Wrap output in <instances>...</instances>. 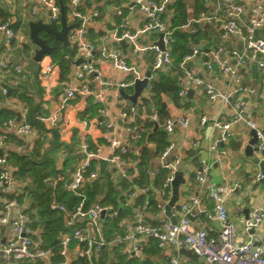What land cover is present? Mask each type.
Listing matches in <instances>:
<instances>
[{
  "label": "built area",
  "instance_id": "1",
  "mask_svg": "<svg viewBox=\"0 0 264 264\" xmlns=\"http://www.w3.org/2000/svg\"><path fill=\"white\" fill-rule=\"evenodd\" d=\"M215 1L216 10L213 14L201 12L197 18L188 19L185 24L181 25V28L190 27L193 21L217 22L223 37L234 35L242 40L243 47L229 52L230 57L234 58V63H231L222 45L216 46L212 50L202 49L199 45H192L190 51L183 55L178 63L176 74L179 96H184L193 85H202L203 92L209 101H218L221 108L230 106L233 110V116L228 120L219 118L209 120L206 115L199 117L201 124L210 122L209 125L217 131L218 135L216 142L209 146L212 161L200 157L198 165L193 171V178L200 184L207 181L212 163L221 166L225 161L228 152L227 145L233 136L232 128L242 118L246 108V103L243 100L231 101V92L247 90L241 84L239 69L251 59L257 68L264 72V34L260 36L256 34L264 25V0H257L256 4L249 9L247 21L243 18L245 8L240 3L234 0ZM109 2L114 4V0H109ZM173 2L174 0H132L131 3H127L126 10L125 5H115L113 10L118 22L114 29L107 30L105 34H111L114 41L129 45L134 55L151 52L154 57L151 70L169 67L173 62L171 46L174 37L173 29L170 27L166 15L173 16L174 11L168 8V5ZM27 3L28 0L23 4L27 5ZM39 6L46 7L50 13L49 18L59 22L58 0H35L30 13L36 14ZM133 9L140 12L145 18V23L136 31H131L129 28V12ZM99 16L100 11L98 9L87 12L85 0H67L66 2V23L77 24L68 30L67 38L69 44L75 48L77 58L74 60L81 58L82 61L75 65L74 77L77 83L61 82L58 102L53 111L49 114L35 115V119L43 123L46 129L58 128L60 132L64 111L78 97L93 98L98 106V113L101 115L105 113L110 83L103 77L102 71L98 67L99 63L109 61L112 68L132 73L133 78L131 80L119 81L115 84L114 91L119 96L122 95L121 89L126 92L128 88L133 87L136 79L144 77L135 70V67L130 66L118 52L107 48L103 35L98 38L89 35L87 29L89 22ZM152 31L162 35L163 48H160L157 42L147 45L139 41L140 35ZM0 34L4 37L6 47H10L17 33L9 19H0ZM207 55L216 61L219 71L228 76L229 80L234 83L235 88L229 93H218L211 84L204 83L203 79L187 66V62L193 58ZM203 63L207 69H212L213 65L210 61L207 60ZM55 67L54 62L43 64L40 68L41 77L43 79L49 77ZM6 68V63L0 61V78ZM15 70L17 73L21 72L19 66H15ZM90 75H94L97 79L99 85L97 92L90 86ZM151 82L149 76L143 89L150 91ZM1 84L2 80L0 79V90L7 94V87ZM249 90L253 91L252 89ZM27 113L28 109L24 107L18 121L14 118H8L3 124L14 126L15 132L25 137L27 144H31L39 136V133L27 120ZM125 115L126 113L122 114L123 117ZM78 118L77 125H81L86 130L89 127L99 128L103 124L102 118L100 120L98 118L87 120L80 116ZM153 119L156 120L157 116L153 115ZM246 122L247 126L254 129L256 133L257 158L264 161V130L249 120ZM176 124L186 129L189 119L178 116L167 118L164 122L165 131L172 133ZM105 126L107 129L102 131L98 142L93 143L84 140L79 143L77 151L80 154V160L67 177L55 172L43 178L44 183L52 188L63 183L67 191L79 198L72 208H68L66 204L57 201L54 197L49 203L51 209L58 210L63 214L64 224L68 228L60 233L56 244V251L61 257L57 264H70L71 260L77 259L78 256L81 258L82 264H95L96 257L105 248L118 244L122 245V252L128 258L140 260L143 247L149 239H154L157 247L162 250L171 247L191 249L206 264H264V234L258 233L264 224V207L253 208L242 220V229L248 235L246 240H242L228 214L227 196L232 193L233 187L215 185L212 188L213 215H208V217H213L218 222L219 228L215 235H210L203 226L195 227L193 225V219L201 212L198 208L199 197L193 194L170 208L171 215L176 217L175 222L171 221L168 216L156 223L146 221L145 213L149 206L147 187L133 183V177L127 170L128 163L137 165L140 155H136L130 161L127 156L129 149L114 133L112 124L107 123ZM4 137L0 135V190L11 194L16 193L24 183L18 181L9 169L7 153L4 149ZM185 137L189 139L188 143L191 147L199 146V140L192 138L189 132H186ZM103 146L108 149V153L103 152ZM170 149L171 145L168 144L160 153V158L163 159ZM19 151L21 153L26 152L27 146L20 147ZM67 153V149L63 150L62 157L64 158ZM93 159L97 161L94 168L91 164ZM99 162L106 163L109 169L114 170V178H125L132 182L131 187L125 191L126 199L134 200L139 195L143 197L141 203L133 204V220L123 224L124 233L122 235L117 234L111 239L103 231L101 215L102 213L105 215L104 217L114 215L117 209L110 204H101L98 201L93 202L88 207L85 205L84 187L87 182L99 178ZM178 163L179 159L175 158L169 162L163 161L160 166V169L167 170L162 181L161 193L168 197L171 196V182L177 171ZM145 172L154 177L158 174L159 168L154 171L147 168ZM67 179H70L68 184H66ZM262 180H264V170H260L255 175L256 182ZM158 206L160 207V205ZM161 210L164 212L163 205ZM32 222L33 220L16 198L3 200L0 209V226H7V234L4 242L0 244V256L5 261L11 264H30L37 261H41L43 264H51L54 247L43 248L39 245L38 241L33 238ZM168 264H179V259L176 256H169Z\"/></svg>",
  "mask_w": 264,
  "mask_h": 264
},
{
  "label": "crops",
  "instance_id": "2",
  "mask_svg": "<svg viewBox=\"0 0 264 264\" xmlns=\"http://www.w3.org/2000/svg\"><path fill=\"white\" fill-rule=\"evenodd\" d=\"M25 1L27 0H0V19H9L17 33L10 47H6L4 37L0 34V61H4L7 65L6 70L0 78L2 80L1 85L7 87L8 91H16V95L11 96L8 92L4 94L0 90V110L3 109L10 112L9 115L0 120V135L5 136L4 149L7 154L11 151L20 152V147L27 146L28 149L32 146V143L27 144L25 137L15 132L14 126L3 124L8 118H14L16 121L20 119L22 109L27 107L26 103L20 98V95L24 94L33 98L41 108L40 114H49L53 111L58 102V92L61 87V82L65 81L70 84L77 83L74 77L76 68L73 63L74 58H77L76 52L72 58L73 60L71 61L69 72L63 80L59 78V67L55 62L56 67L53 73L46 79L41 77V66L53 62V60L50 55H48L45 57L43 56L39 62L35 61L34 50L36 45L31 43L28 23L30 21H36L37 19H42L47 22L49 19V11L46 7L39 6L36 14L32 15L30 9L32 5H34L35 0H28L27 5L23 4ZM131 1L132 0H114V4H112L109 0H86V5L88 4L87 12H91L94 9L100 11V16L89 22L87 29L89 35L93 38H98L103 35L104 43L107 48L118 52L130 66L135 67V70L141 76H144L145 72L150 67L152 69L154 60L153 54L151 52H145L140 55H134L129 45L114 41L111 34H105L107 30L114 29L118 22V18L113 10L115 5H125L126 10L127 3H131ZM234 1L240 3L245 8L243 18L247 21L248 11L256 4L257 0ZM206 7L207 10L203 13L213 14L216 10V1L206 0ZM187 13L189 19L194 18L192 16L193 0H188ZM166 19L169 22L171 19L170 15L167 14ZM144 23L145 18L136 9L129 12V28L131 31H136ZM198 23V27L181 29L192 32L197 29L202 30L200 34H205L206 38L202 36L198 43L194 45H199L202 49L206 50H212L214 47L222 45L225 54L230 58V62L234 63V58L230 57L229 52L231 50L241 49L243 47L242 40L234 35L223 37L217 22L209 23L207 21H200ZM26 32L28 36H26ZM256 34L259 36L264 34V25ZM158 40L159 35L154 31L140 35L139 39L141 43L147 45L155 43ZM24 47L32 51L34 65L32 63L29 64L24 58L25 54L22 53ZM207 60L212 63V69H207L205 67L203 62ZM15 66H19L21 72L17 73ZM187 66L191 68L196 75L201 77L204 83L211 84L218 93L226 94L235 88L234 83L229 80L228 76L219 71L216 61L210 57V55L193 58L191 61L187 62ZM98 67L101 69L103 77L110 83L107 91L105 113L102 115L98 113V106L93 98L87 99L85 97H78L63 113L60 124V139L65 143H69L72 132L76 129L80 136L79 143L84 140L96 143L100 140L102 131L107 129L105 125L111 123L114 133L118 135L124 145L128 147L129 151L127 156L130 161H132L131 159L135 158L136 155H140L143 149H147L150 156L148 168L152 171L159 168L160 171V166L163 161L169 162L178 158L179 163L177 165V171L182 172L184 183L179 186V198L176 205L186 200L191 194L197 195L200 200L198 208L201 212L196 215L192 223L195 227L203 226L210 235H215L219 228L217 220L213 217H208V215H213L212 188L215 185L233 187L234 190L227 196L229 219L236 227L238 236L242 240H246L248 235L242 229V220L253 208L264 207V180L260 182L255 181L256 173L260 170H264V168L254 160L249 159L244 153V146L251 138V129L247 126L246 121L249 120L257 127L264 130V72L260 71L251 59L239 69L241 84L245 86L247 90L231 92V101L237 99L243 100L246 103V108L243 111L242 118L232 128L233 136L227 145L228 152L225 161L221 166L212 163L207 181L200 184L193 178V171L197 167L200 157L212 161V155L209 153V146L216 142L218 135L217 131L209 125L210 122L201 124L199 117L201 115H206L209 120L215 118L228 120L233 116L231 107L221 108L218 101H209L203 92L202 85H193L184 96L178 95L176 99L162 94L161 105L167 113V118L177 116L187 117L189 119V124L186 129L176 124L172 133L167 132V141L169 145H171V149L168 154L161 159L160 153L162 145L159 146L157 141L147 140V136L149 133L155 132L156 129L165 130L164 122L167 118L161 120L156 103H147L146 100H150L153 96L151 90L147 91L143 89L137 97L136 103H132L131 100L124 98L122 95H117L114 91L115 84L119 81L131 80L133 78L132 73H126L119 69L112 68L109 61L99 63ZM158 73L170 74L172 76L177 74V69H173L172 62L169 67L161 70H151V81L158 76ZM89 81L92 89L97 92L99 85L96 77L90 75ZM126 92L131 94L133 92V87L128 88ZM85 109H88V111L84 112ZM123 113H126L125 117L122 116ZM153 115L157 116L156 120L153 119ZM79 116L87 120L93 118H98L100 120L102 118L101 121L103 124L99 128L89 127L86 130L82 128L81 125H77L76 121L79 119ZM186 132H189L192 138H197L199 140V146L191 147L189 145V139L185 137ZM154 138H157V135H155ZM63 150L65 149H60L57 153L58 167L64 159L61 155ZM102 150L104 153H108V149L105 146L102 147ZM254 155L255 158H257L256 151H254ZM8 165L9 169L13 172L14 167L9 161ZM127 170L131 173L132 177L137 175L136 166L134 164L128 163ZM146 176L148 177L146 182L141 185L147 187L149 196V206L145 213V219L148 222L156 223L160 219L167 217L161 208L162 205L165 206L170 197L161 193L163 178V176L161 177V171L154 177L147 173ZM0 193L1 209L3 200L8 198L10 193L2 190H0ZM151 200H154L155 203H150ZM125 201L132 212V206L136 203V198L134 200L125 198ZM20 203L25 210L28 206V202L22 201ZM158 205H160L161 208ZM31 219L33 220V218ZM129 220H133L132 213L120 221L123 232V224ZM64 222L63 217V224ZM39 232V228H34L33 238L37 240L40 245ZM258 233L264 234V224L258 230ZM6 234L7 226H0V244L4 242ZM114 249L116 251H114ZM180 249L171 247L162 250L157 247L156 241L153 239L145 243L141 259L134 260L137 261V264H140L143 260H146L148 264H168L169 256H176L179 259V264H206L200 256L197 255V257H193L191 255H186L181 252ZM117 252L124 254L121 244L108 246L96 257L95 263L101 260L102 264H113ZM113 254H115V256H113ZM78 259L80 260L81 258L79 256L77 259L73 258L70 264H80V262H77ZM37 262L43 264L41 261ZM0 264L11 263L5 261L0 256Z\"/></svg>",
  "mask_w": 264,
  "mask_h": 264
},
{
  "label": "trees",
  "instance_id": "3",
  "mask_svg": "<svg viewBox=\"0 0 264 264\" xmlns=\"http://www.w3.org/2000/svg\"><path fill=\"white\" fill-rule=\"evenodd\" d=\"M62 2L65 6L67 0H62ZM187 3L188 0H174L173 3L168 5V8L174 11L173 16L169 20L170 27L173 29L174 37L171 46L174 70L178 68V63L183 55L190 51L191 46L197 44L202 36L206 38L205 34H200L202 32L200 29H197L194 32L181 29V25L185 24L189 19ZM86 6H88V4ZM206 10V0H193L192 16L194 18H197L200 12H206ZM40 36L46 38L48 44L54 47L50 57L59 67V78L60 80H63L69 72L71 61L75 54V48L70 47V44L63 47L60 41L55 40L51 35H48L45 32H41ZM59 47L66 50V53L61 57L57 54V49ZM151 92L153 93V96L150 100H146L147 103H156L161 120L167 118V113L161 105V95L166 94L173 99L178 97L176 74L171 76L170 74L158 73V76L151 82ZM8 93L11 96L16 95L15 90H9ZM20 98L27 105V120L38 130L39 136L32 142V146L28 148L26 152H8V161L14 167L13 175L18 181L24 183L19 187L16 193L9 194L8 198H16L19 202H28L25 211L30 215V218H33L34 220L32 222L33 228H39L40 230V246L43 248L54 247L51 264H57L61 260V257L56 251V244L60 233L66 231L68 228L63 224V214L58 210L51 209L49 203L54 197L57 201L66 204L68 208H72L79 198L67 191L64 188L63 183L52 188L44 183L43 178L52 175L55 172L61 173L65 177L69 175L71 170L80 160V154L77 151L80 136L78 135V130L74 129L70 142L65 143L60 139L58 128L46 129L43 123L35 119V115L41 113L39 104L28 95L22 94L20 95ZM87 111L88 109H85L84 112ZM9 114L10 112L8 110L1 109L0 120ZM155 135H157V138H154ZM147 140H154L159 143V146L162 145L161 152L169 144L167 141V132L162 129H156L155 132L153 131L149 133ZM63 148L67 149L68 153L58 167L57 153ZM149 159V151L143 149L138 157L136 165L137 175L133 176V183L142 185V183L146 182L148 177L146 176L145 169L148 168ZM96 163L97 161L93 159L91 162L92 168H94ZM160 171L161 177L163 176V181L166 175V170L161 169ZM113 173L114 170L109 169L106 163L99 162V178L87 182L84 187L86 207L90 206L95 201H98L101 204H110L116 209L120 204L123 205L121 216L119 218L104 217L101 220L103 231L109 239L117 234L122 235L124 233L120 221L132 213L131 208L126 205L125 201V191L131 187L132 182L125 178L116 179L113 177ZM142 201V196L136 197V203H141ZM150 203L155 202L154 200H151ZM150 240L152 241L153 239H149L148 241ZM114 251L116 250L114 249ZM113 256H115V254H113ZM114 259L113 264H137L136 260L127 258L126 255L121 254L120 252H117ZM77 262H80V264L82 263L81 259H78ZM30 264L41 263L35 262ZM95 264H102L101 260ZM140 264H148V262L143 260Z\"/></svg>",
  "mask_w": 264,
  "mask_h": 264
},
{
  "label": "water",
  "instance_id": "4",
  "mask_svg": "<svg viewBox=\"0 0 264 264\" xmlns=\"http://www.w3.org/2000/svg\"><path fill=\"white\" fill-rule=\"evenodd\" d=\"M58 3H59V11H60L59 26L58 23L52 18H49L47 22L43 21L42 19H37L36 21H30L28 23L30 39L36 45V48L34 50V59L37 62H39L43 56L50 55L54 50V47L48 44L47 39L40 36L41 32H45L46 34L51 35L55 40L60 41L63 47H66L69 44L67 38V32L71 27L77 25L76 23L75 24L66 23L65 6L62 0H58ZM198 25H199L198 22L193 21L191 22L190 27H198ZM161 37L162 35L159 34V40L157 41V45H159L160 48H163ZM81 61L82 59L78 58L74 60L73 63L77 65ZM150 71H151V67L145 72L144 77L142 79L135 80L133 84V92L131 94H128L123 89H121L120 93L122 94V96L124 98L131 100L132 103H136L137 97L140 95L143 88L147 84L148 77L150 76ZM250 135L251 138L247 141V143L244 146V153L249 159L254 160L257 164H259L261 167L264 168V161L255 158L254 155V151H256L257 149L256 148L257 138L254 129L250 130ZM69 181L70 179H67L66 184H68ZM183 183H184V179L182 172L176 171L174 178L171 182V196L164 206L165 215L168 216L173 222H175L176 217L171 215L170 208L177 202L179 198V186ZM122 209H123V205L120 204L117 208L116 214L107 217L119 218L121 216ZM104 216L105 215L102 213L101 218H104ZM180 251L185 253L186 255L197 257V254L191 249L181 248Z\"/></svg>",
  "mask_w": 264,
  "mask_h": 264
},
{
  "label": "rangeland",
  "instance_id": "5",
  "mask_svg": "<svg viewBox=\"0 0 264 264\" xmlns=\"http://www.w3.org/2000/svg\"><path fill=\"white\" fill-rule=\"evenodd\" d=\"M58 26H59V24H58ZM26 36H28L27 35V32H26ZM31 43L33 44V42L31 41ZM70 47H73V45H70ZM22 53H24L25 54V56H24V58L28 61V63L29 64H33L34 65V62H33V60H32V51L31 50H28L26 47H24L23 49H22ZM66 53V50L65 49H63V48H61V47H59L58 49H57V54L59 55V57H61V56H63L64 54ZM45 56H48V55H45ZM44 56V57H45Z\"/></svg>",
  "mask_w": 264,
  "mask_h": 264
}]
</instances>
